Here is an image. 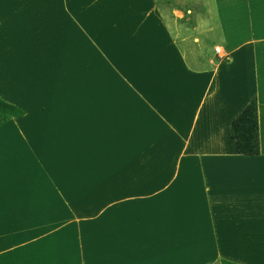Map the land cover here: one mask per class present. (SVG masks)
Segmentation results:
<instances>
[{
	"label": "crops",
	"instance_id": "crops-1",
	"mask_svg": "<svg viewBox=\"0 0 264 264\" xmlns=\"http://www.w3.org/2000/svg\"><path fill=\"white\" fill-rule=\"evenodd\" d=\"M210 1L206 28L209 34L219 32L209 49L218 62L209 68L201 62L200 71L191 72L186 62L180 68L183 73L179 75L187 78L182 87L193 94H187L193 106L183 123L170 120L179 137L190 141L184 151L187 163L157 166V180L147 181L144 189L113 198L114 206L108 205L99 214L104 217L112 213L113 223L100 219L97 229L72 230L68 234L71 239L56 246L60 251L46 244L42 252L38 250L42 247L35 245V264H205L218 258L236 264H264V0ZM81 9L74 0H0V97L28 115L11 119L0 128L4 129L0 132V162L4 154L22 149L18 147L20 140L33 147L23 148L22 157L39 161L43 156V148L34 142L33 128L26 123L33 119L31 110L44 107L36 97L39 89L34 81L38 74L34 71L38 63L51 59H35L34 45L41 40L56 44L64 43L63 38L73 39L74 26L78 28L75 12ZM165 10L163 16L172 18ZM119 11L115 6L113 13L118 15ZM122 13L118 19L124 24L136 18L133 8ZM148 13L154 16L151 8ZM149 17L152 19L142 25L139 35L146 33L147 38L154 32L185 61L184 53L177 50L167 32L165 24L170 29L169 23L161 19L157 9L156 17ZM199 27L197 22L191 25L173 20V29L184 39ZM122 28L116 36L130 38L128 27ZM23 43L29 45L27 50L20 46ZM217 47L224 54H217ZM190 77L195 78L189 81ZM255 96L261 153L244 156L238 153L229 128ZM89 108L94 112L96 107ZM167 113L159 115L166 117ZM89 126L95 127L93 122ZM107 127L110 132L112 128ZM5 162L8 170V160ZM2 164L0 198L9 199L8 187L3 188L6 174ZM68 203L73 209V202ZM11 213L8 202L0 206L1 220L9 219Z\"/></svg>",
	"mask_w": 264,
	"mask_h": 264
},
{
	"label": "rangeland",
	"instance_id": "rangeland-1",
	"mask_svg": "<svg viewBox=\"0 0 264 264\" xmlns=\"http://www.w3.org/2000/svg\"><path fill=\"white\" fill-rule=\"evenodd\" d=\"M74 3L82 9L75 12L79 22L76 21L78 28L74 26L73 39L63 38L64 43L56 44L41 40L34 45L35 59H51L38 63L34 71L38 74L34 81L39 89L36 97L44 107L31 110L29 116L33 119L26 123V127L33 128L34 142L43 148V156L38 157L39 161L22 157L23 148L33 147L20 140L18 147L22 149L4 154L1 161L6 174L3 188L8 187L9 199L1 197L0 206L8 202L12 213L9 221L0 222V264H35V245L42 247L38 249L42 252L46 244L60 251L56 246L71 239L68 234L72 230L97 229L100 219L111 222L112 213L106 217L99 214L108 205L114 206L113 198L144 189L147 181L157 180V166L187 163L184 151L190 141L179 137L177 128L170 124V120L183 123L193 106L182 87L187 78L179 75L183 73L180 68L186 62L191 72L200 71L201 62H206L207 68L218 62L209 49L219 32L209 34L206 28L210 0ZM115 6L121 11L118 15L113 13ZM130 8L136 18L125 20V25L118 18L124 14L122 10ZM149 8L154 16L148 13ZM164 8L172 18L163 16ZM156 9L171 26L169 29L165 24L185 61L154 32L147 38L146 33L139 35L142 25L152 19L149 16L156 17ZM173 20L191 25L197 22L200 27L190 30L186 36L190 38L184 39L173 29ZM212 20H216L215 14ZM126 26L131 37L116 36ZM20 46H26V50L29 47L24 43ZM220 53L224 54L223 50ZM22 100L29 105L24 97ZM89 105L96 107L94 112ZM162 112H168L166 117L159 115ZM26 117L24 111L18 118ZM91 122L95 127L89 126ZM107 126L112 128L110 132ZM0 130L2 133L4 129ZM68 200L73 202V209ZM170 248L174 245L170 244ZM219 259L205 264L225 260Z\"/></svg>",
	"mask_w": 264,
	"mask_h": 264
},
{
	"label": "trees",
	"instance_id": "trees-1",
	"mask_svg": "<svg viewBox=\"0 0 264 264\" xmlns=\"http://www.w3.org/2000/svg\"><path fill=\"white\" fill-rule=\"evenodd\" d=\"M23 115L24 111L4 101L0 97V127L9 120ZM229 132L231 138L236 142L239 154L244 156L260 155L261 145L259 136L258 100L256 96L252 98L243 111L231 123ZM50 213H52V210ZM1 221L3 220L0 219V222ZM220 263L236 264L226 260H221Z\"/></svg>",
	"mask_w": 264,
	"mask_h": 264
},
{
	"label": "built area",
	"instance_id": "built-area-1",
	"mask_svg": "<svg viewBox=\"0 0 264 264\" xmlns=\"http://www.w3.org/2000/svg\"><path fill=\"white\" fill-rule=\"evenodd\" d=\"M215 51H216L217 54H221V53H220V51H221L220 47H217V48L215 49Z\"/></svg>",
	"mask_w": 264,
	"mask_h": 264
},
{
	"label": "bare ground",
	"instance_id": "bare-ground-1",
	"mask_svg": "<svg viewBox=\"0 0 264 264\" xmlns=\"http://www.w3.org/2000/svg\"><path fill=\"white\" fill-rule=\"evenodd\" d=\"M14 127H15V128H18V127H17V123H16V125H14ZM54 128H55V127H54ZM41 137H42V136H41ZM121 232H122V231H121ZM124 235H125V234H124ZM121 239H122V238H121ZM121 239H120V240H121ZM141 245H143V244H141ZM134 248H136V247H134ZM188 259H189V258H188ZM188 261H189V260H188ZM85 263H86V262H85Z\"/></svg>",
	"mask_w": 264,
	"mask_h": 264
}]
</instances>
